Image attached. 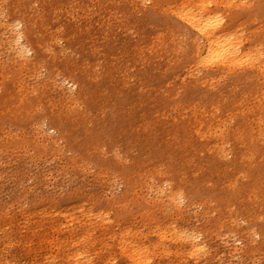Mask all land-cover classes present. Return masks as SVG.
I'll list each match as a JSON object with an SVG mask.
<instances>
[{
    "label": "bare ground",
    "instance_id": "bare-ground-1",
    "mask_svg": "<svg viewBox=\"0 0 264 264\" xmlns=\"http://www.w3.org/2000/svg\"><path fill=\"white\" fill-rule=\"evenodd\" d=\"M253 2L0 0V50L11 52L15 61L13 71L4 68L0 114L23 96L33 100L39 86L19 88L23 72L37 79L49 67L52 74L42 86H54L63 109L44 117L48 129L75 139L80 150L71 162L74 169L85 172L90 166L123 185L120 197L106 201L77 193V202L63 204L58 216L69 219L70 206L87 208V218L96 204L176 208L183 199L204 209V218L216 217L202 228L168 235L178 236L173 240L179 243L166 250L165 264H199L210 236L226 242L230 251L235 242L247 241L264 254V33L256 28L264 8L251 15ZM73 5L81 15L71 29ZM54 14L59 23L50 27ZM83 16H89L87 23ZM65 82L78 88L74 96ZM107 112L114 125L110 137L98 126L89 127L91 117L106 119ZM30 129L31 138L17 139L15 148L32 145L34 154L55 149L39 123ZM80 140H86L84 149H78ZM37 208L42 225L34 224L30 238L22 236L20 255L10 250L17 245L16 234L0 229V264H94V239L91 251L79 249L90 232L84 235L78 227L77 213L58 224L45 206ZM115 214L121 220L135 216ZM131 249L127 261L155 263L146 247Z\"/></svg>",
    "mask_w": 264,
    "mask_h": 264
},
{
    "label": "rangeland",
    "instance_id": "rangeland-1",
    "mask_svg": "<svg viewBox=\"0 0 264 264\" xmlns=\"http://www.w3.org/2000/svg\"><path fill=\"white\" fill-rule=\"evenodd\" d=\"M74 5L76 6V4ZM74 5L70 6L71 13L68 14L71 15V29L78 24L81 15ZM1 8L6 11L4 4L1 5ZM261 8H264V0H254L253 5L250 7L251 15H256L258 9ZM88 17H82L85 23L88 22ZM58 23V16L55 14L48 20L50 27ZM256 28L259 33H264V18L257 20ZM79 35V33L70 31V36ZM55 36L59 37L58 35ZM59 44L63 45L61 41H59ZM83 44V41H80L79 50L84 49ZM92 49L95 50L96 47ZM2 51L5 50L2 49ZM2 51L0 50V83L4 81L3 72H6L4 68L8 67L9 72L15 68L12 53L9 51L3 53ZM26 57L28 60L32 58L31 54H27ZM48 69L49 67H44L37 79L28 71L23 72L17 86L21 89L30 88L29 90L34 85L39 86L36 89L33 88V100L23 96L20 98L19 103L11 105L6 114H0V229H9L16 234L14 237L17 240V245L15 249L10 250H14L13 252L16 255H20L23 244L22 236L30 238L34 233V224L42 225L41 215L37 213L39 212L37 207L45 206L47 212H52L54 220L58 224H65L70 220L72 214L77 213L78 223H80L78 227L83 230L84 235L85 232H90L89 235L87 234L89 242L86 246L83 244V249L80 247L79 249L81 251H91L90 242L94 239L96 244L95 250H92L94 264H102L103 261H106L107 264H136V257L132 260L129 258L128 261L126 259V256L133 252L132 245L135 246L136 252L144 246L147 255L153 253L155 255L153 257L154 264H165L166 250L172 243H179V241L173 240L178 236L168 235L176 233V229H189L192 231L194 228H202L207 221L215 219L216 215L212 214L209 219L204 218V209L189 206L183 199H179L180 206L176 208L132 206L116 209L96 204L91 206L94 212L91 217L86 218L84 216L87 213V208L72 211L74 206L68 208L67 215H69V219L58 216L57 214L63 204L77 202L73 200L74 195L77 193H80L81 197L85 199H92L93 196L100 201H106L113 199L115 196L120 197L123 185L110 177L109 174L99 173L90 166L87 167L85 172L74 169L71 162L76 161L79 148L84 149L86 147V140L78 142L79 150H77L75 139L62 138L56 128L48 129L44 117L54 116L63 109L59 102V92L54 86H42L43 81L47 79V75L52 74ZM57 80L58 82L61 81L59 78ZM12 83L16 84L13 78ZM65 88L72 96L78 91V88L73 86L72 83L65 82ZM89 88H94V85L90 83ZM76 106L81 107V104L78 103ZM94 115L100 116L98 114ZM102 117L107 118L91 117L89 127L98 126L102 135L110 137L114 130L113 122L110 120L112 115L107 112ZM38 123L44 130H47L49 142L54 144L55 149H52V151L47 149L42 153L34 154L35 146L32 145L15 148L17 139L31 138L30 128ZM142 156L143 160H148L147 153ZM108 185H112L113 189L110 190ZM155 195V192L150 194L151 197H155ZM20 206L23 207L19 208ZM23 209L25 210L22 212ZM119 211L133 213L135 216L130 215L128 218L125 217L121 220L115 214ZM42 213L47 214L46 212ZM137 217L139 218L137 219ZM239 222L245 225L242 219ZM163 231L168 233L167 237L161 240L160 235H163ZM18 237H21V240H18ZM257 240L260 245V239L257 238ZM225 243L217 237L210 236V247L199 264H264V254L254 252L247 241L235 242V250L232 251ZM122 249L126 250L123 251ZM198 261H189L188 264H194Z\"/></svg>",
    "mask_w": 264,
    "mask_h": 264
}]
</instances>
